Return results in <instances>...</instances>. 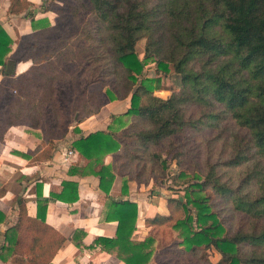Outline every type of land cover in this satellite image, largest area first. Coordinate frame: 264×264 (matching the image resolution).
Here are the masks:
<instances>
[{
  "label": "trees",
  "instance_id": "obj_1",
  "mask_svg": "<svg viewBox=\"0 0 264 264\" xmlns=\"http://www.w3.org/2000/svg\"><path fill=\"white\" fill-rule=\"evenodd\" d=\"M28 6L27 0H9L8 10ZM46 7L56 13L55 23L24 38L22 57L31 65L0 82V139L14 123L39 127L50 155L53 138H62L73 122L96 114L109 100L127 99L125 125L72 143L89 162L114 152L113 165L93 171L100 189H110L112 167L126 176L124 191L128 181L164 176L163 153L171 150L178 175L196 181L182 194H170L167 215L146 218L148 235L138 242L131 240L137 204L110 198L105 219L117 220L115 236L94 243L115 251L122 264H176V255L199 264H264V0H50ZM140 38L143 58L135 48ZM149 60L155 71L167 73L171 66L180 77L166 97L155 94L161 78L143 72ZM201 129L230 135L217 159L208 154L192 161L191 148L178 141V135ZM75 190L64 182L57 198L72 191V202ZM209 196L238 214L233 227ZM17 204L10 259L49 263L64 238L43 213L28 217L21 197ZM163 229L170 230L169 239ZM213 249L219 254L214 262L206 256Z\"/></svg>",
  "mask_w": 264,
  "mask_h": 264
},
{
  "label": "crops",
  "instance_id": "obj_2",
  "mask_svg": "<svg viewBox=\"0 0 264 264\" xmlns=\"http://www.w3.org/2000/svg\"><path fill=\"white\" fill-rule=\"evenodd\" d=\"M27 1L29 6L26 10L11 13L9 0H0V28L8 45L5 48L1 35L0 82L4 74L16 76L31 65V60L22 57L28 47L24 38L43 25L55 23L56 13L46 7L50 0ZM126 106L127 99H112L105 102L96 114L73 122L62 138H53L50 155L46 154V144L41 145V128L23 123H14L6 128L0 139V264H16L10 256L17 235L14 226L19 221L18 197L23 199L28 217L36 218L38 212L43 213L45 223L64 238L47 264H122L115 251L103 250L94 243L97 237L115 236L117 220L105 219L110 198L137 204V217L131 233L133 242L148 235L147 217L157 213L168 214V196L163 188L159 191L151 189V181H128L124 191L126 176L113 167L111 170L115 176L110 189L106 193L100 189L99 177L93 171L100 164L113 165V151L105 153L96 163L89 162L86 156L72 147L74 139L80 135L125 125L129 120L123 114ZM40 145L39 151L34 153ZM69 150L73 154H68ZM64 182L76 185L77 196L72 202H67L72 191L57 198ZM42 205L44 208L40 209ZM218 255L213 249L214 259L211 257V260L216 261ZM145 264L155 263L149 259Z\"/></svg>",
  "mask_w": 264,
  "mask_h": 264
},
{
  "label": "rangeland",
  "instance_id": "obj_3",
  "mask_svg": "<svg viewBox=\"0 0 264 264\" xmlns=\"http://www.w3.org/2000/svg\"><path fill=\"white\" fill-rule=\"evenodd\" d=\"M69 1V0H68ZM144 38H140L136 41V51L140 58L144 57ZM155 62H151L150 60L147 61V63L144 64V74L151 77H160L161 82L158 87V89L155 91V94L161 97L168 96L172 91L175 90V88L180 84V77L178 74L174 73L172 71L171 66H169V71L167 73H163L161 71H155ZM157 85L156 83H154ZM235 126L232 124L229 127L228 132L232 131ZM232 129V130H230ZM227 132V133H228ZM179 142H182L185 144L186 148H191V153L195 157V159L192 157V161H201L202 158L206 157L208 154L211 155L212 158L217 159L219 155V151L223 145V140L231 139L230 135L227 136V134L223 137H217V133L213 135L212 132H210L208 129H201L197 132L189 131V135L180 134L178 135ZM216 138L212 142H209L210 139ZM226 151L228 149L225 147ZM190 150V149H189ZM174 150H171L167 153H163L165 157L167 158L166 168L164 172V176L162 177H156L158 179L149 178L145 181H151L153 182V186L151 189H154L157 191L162 190V188L165 190L164 193L166 196H170L172 193L176 194H182L184 189L187 187V185L191 182H194L196 180L193 179V177H184L178 175L179 168L177 167L174 158H169L171 156L170 154L173 153ZM221 154V153H220ZM223 155V153L221 154ZM194 159V160H193ZM149 169L148 167L146 168ZM157 175L158 172H157ZM161 175V174H160ZM208 191H205V194H208ZM209 201H213L214 207L216 211L221 212L222 215H220L223 219L226 218V224L233 227L234 224L237 222V218L239 217L237 213H231L228 210V206L222 205L219 201L213 199V197H208ZM193 211V210H191ZM167 231H170L169 229H163L160 231L161 234L168 236ZM169 239V236L167 237ZM206 256L208 259H211L213 257V252L211 250L206 251ZM176 264H199L196 263L194 258H188L186 256L176 255Z\"/></svg>",
  "mask_w": 264,
  "mask_h": 264
},
{
  "label": "built area",
  "instance_id": "obj_4",
  "mask_svg": "<svg viewBox=\"0 0 264 264\" xmlns=\"http://www.w3.org/2000/svg\"><path fill=\"white\" fill-rule=\"evenodd\" d=\"M68 154H73V151L69 150V151H68Z\"/></svg>",
  "mask_w": 264,
  "mask_h": 264
}]
</instances>
